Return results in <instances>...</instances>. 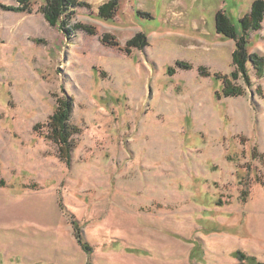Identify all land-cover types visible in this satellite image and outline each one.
<instances>
[{
    "label": "rangeland",
    "instance_id": "obj_1",
    "mask_svg": "<svg viewBox=\"0 0 264 264\" xmlns=\"http://www.w3.org/2000/svg\"><path fill=\"white\" fill-rule=\"evenodd\" d=\"M78 1L50 24L46 0H0V264H264V74L216 29L264 57L253 0ZM62 98L69 164L48 137Z\"/></svg>",
    "mask_w": 264,
    "mask_h": 264
},
{
    "label": "trees",
    "instance_id": "obj_2",
    "mask_svg": "<svg viewBox=\"0 0 264 264\" xmlns=\"http://www.w3.org/2000/svg\"><path fill=\"white\" fill-rule=\"evenodd\" d=\"M20 2L21 6L16 9L19 11H29L30 12V4L31 0H17ZM29 3V9H28ZM84 2H79L78 0H46L44 6H42V12L46 18V20L50 24H56L57 21L60 20L62 12L64 11H72L69 10L70 7L74 5H80ZM82 4V5H83ZM118 5V0H109V2L104 3L100 6L99 13L103 17H112L115 7ZM264 17V0H253L250 10L247 14H245L242 18L239 19L242 33H245L247 29L257 30L261 27V23ZM64 18L61 19L60 25L62 28L65 27L67 22H64ZM74 30L79 29L84 32L94 34L95 27L91 25H86L82 23H77L73 25ZM216 29L219 33H221L225 37H232L235 39V49L232 53V59L234 65L243 73L244 78L249 81V75L247 70V64L252 63L256 74L259 77H262L264 74V57L260 56L256 53H249L247 48V41L244 35H239L236 33L235 27L228 22L225 15L218 14L216 16ZM67 27L65 31H69ZM145 36L143 34H136L132 39L126 42L127 47H139L146 45L147 41L145 40ZM101 41L104 44L109 46H119L118 42L115 40H111L110 35H104L101 38ZM125 51H129L128 48ZM179 63V62H178ZM182 68L189 69L191 67L190 64L187 63H179ZM200 73L204 75H209L208 71L204 67H200ZM232 78L236 77V74L233 72L231 74ZM231 80V79H230ZM229 79L223 80V93L227 96H237L244 93L243 89L239 86L232 85V81ZM72 103L69 99L62 98L58 100L57 107L53 114L49 117L47 122V126L49 128L48 137L53 142L56 143L58 147V154L62 161L66 164L71 162V136L74 133H78L77 127L71 125L68 122V118L70 116Z\"/></svg>",
    "mask_w": 264,
    "mask_h": 264
},
{
    "label": "crops",
    "instance_id": "obj_3",
    "mask_svg": "<svg viewBox=\"0 0 264 264\" xmlns=\"http://www.w3.org/2000/svg\"><path fill=\"white\" fill-rule=\"evenodd\" d=\"M263 22H264V19H263ZM263 22H262V27H263ZM261 29H262V28H261ZM259 30H260V29H259ZM259 30H258V31H259ZM256 32H257V31H256Z\"/></svg>",
    "mask_w": 264,
    "mask_h": 264
}]
</instances>
